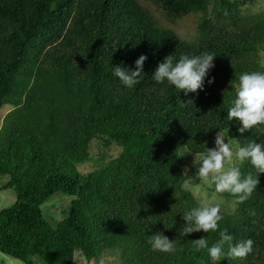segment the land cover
Segmentation results:
<instances>
[{
  "label": "trees",
  "instance_id": "16d2710c",
  "mask_svg": "<svg viewBox=\"0 0 264 264\" xmlns=\"http://www.w3.org/2000/svg\"><path fill=\"white\" fill-rule=\"evenodd\" d=\"M256 1L0 0V109L11 105L0 122V190L14 194L0 209V252L24 264L103 256L113 264H211L194 240L211 246L218 231L180 235L182 212L200 203L184 185L194 180L195 153L214 147L219 129L238 146L264 139L225 122L231 84L242 72L264 71ZM142 2L173 25L195 15L194 38L161 26ZM205 50L216 57L214 82L206 79L203 90L185 95L152 80L164 57ZM142 54L141 82L124 89L112 65L134 67ZM239 166L254 173L247 161ZM211 191L233 203L221 206L219 230L231 243L253 241L245 258L227 255L226 245L218 264H264V173L243 203ZM55 194L72 198L52 225L42 204ZM155 232L175 240L176 251L151 250Z\"/></svg>",
  "mask_w": 264,
  "mask_h": 264
},
{
  "label": "clouds",
  "instance_id": "9594fccd",
  "mask_svg": "<svg viewBox=\"0 0 264 264\" xmlns=\"http://www.w3.org/2000/svg\"><path fill=\"white\" fill-rule=\"evenodd\" d=\"M227 14V13H225ZM216 54L205 50L197 55L184 54L177 59L174 54L168 55L158 63L151 74L152 80L166 87L174 88L177 93L181 90L185 95L203 90L205 80L210 85L214 78L209 73L214 69L213 63ZM147 55H140L134 61V67L112 65V75L119 84L127 90L133 89L141 82L144 73V63ZM234 97L229 102L225 122L239 124L237 131L243 135L249 130L264 137V71H246L238 76V81L231 84ZM180 106L186 105L179 101ZM188 153H192L190 150ZM235 159V163H234ZM247 161L253 172L242 174L239 163ZM193 166L194 181L214 187L216 193H229L237 203H243L257 190L259 176L264 173V139L260 143L250 140L246 146H237L233 140L220 129L216 133L214 147H206L204 152L195 153ZM189 168L185 166L184 175ZM185 222L180 229V235L189 236L192 233L217 232L219 239L211 246L206 238L194 240L197 251L206 249L211 264H218L226 255L225 246H228L227 255L232 258H245L253 251L251 239L231 243L232 235L227 230H219V222L223 219L221 206L209 200L201 201L197 206L182 212ZM147 243L151 250L160 253L176 251L175 240H170L162 232L152 234Z\"/></svg>",
  "mask_w": 264,
  "mask_h": 264
},
{
  "label": "rangeland",
  "instance_id": "374dc122",
  "mask_svg": "<svg viewBox=\"0 0 264 264\" xmlns=\"http://www.w3.org/2000/svg\"><path fill=\"white\" fill-rule=\"evenodd\" d=\"M143 1V0H141ZM144 6H147L151 9L150 5L148 3H143ZM152 10V9H151ZM251 11H260L264 10V0H257L250 9ZM153 13L155 11L152 10ZM156 18H159V15L155 13ZM197 17L195 15H190L187 18L178 21L176 24H169L166 21L159 18V22L161 26H166L169 28L174 29L176 31L177 35L180 38L183 39H192L195 36V27H196V20ZM261 58H262V64L264 65V51L261 52ZM11 109V105H4L0 109V122L3 116L6 114V112ZM228 139L233 140L232 137L228 136ZM235 144L238 146V144L235 142ZM234 159V163H235ZM190 172V169L188 173ZM187 173V174H188ZM7 180V176L0 177V184L4 183ZM184 187L188 188L196 197L198 201H205L209 200L213 203H218L220 206L229 207L230 209L233 208L232 201H226L223 197L217 196V194L212 193L211 188L214 187L209 185H204L202 183H199L197 181H190L184 185ZM72 197L64 196L61 194H55L48 198V200L42 204V211L45 219L50 222L52 225H56L62 218L64 217V210L68 208V205L70 203ZM14 201V194L8 190H0V209L6 208L10 206ZM222 208V207H221ZM78 256V254L75 255V257ZM36 264H44L39 259H35ZM113 260H110V258L103 256L99 261H90V264H113ZM0 264H24L18 259L12 258L6 254H3L0 252Z\"/></svg>",
  "mask_w": 264,
  "mask_h": 264
}]
</instances>
